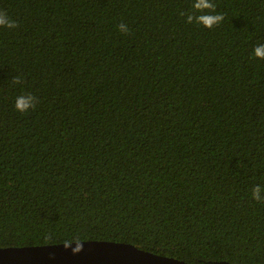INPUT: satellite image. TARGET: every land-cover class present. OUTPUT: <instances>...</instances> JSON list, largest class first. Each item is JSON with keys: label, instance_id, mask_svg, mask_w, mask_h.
I'll use <instances>...</instances> for the list:
<instances>
[{"label": "trees", "instance_id": "1", "mask_svg": "<svg viewBox=\"0 0 264 264\" xmlns=\"http://www.w3.org/2000/svg\"><path fill=\"white\" fill-rule=\"evenodd\" d=\"M212 3L207 29L193 0H0V247L264 264V0Z\"/></svg>", "mask_w": 264, "mask_h": 264}, {"label": "water", "instance_id": "2", "mask_svg": "<svg viewBox=\"0 0 264 264\" xmlns=\"http://www.w3.org/2000/svg\"><path fill=\"white\" fill-rule=\"evenodd\" d=\"M79 245L82 250L73 253ZM68 244V247H65ZM0 264H189L127 242L84 240L0 247Z\"/></svg>", "mask_w": 264, "mask_h": 264}, {"label": "clouds", "instance_id": "3", "mask_svg": "<svg viewBox=\"0 0 264 264\" xmlns=\"http://www.w3.org/2000/svg\"><path fill=\"white\" fill-rule=\"evenodd\" d=\"M192 11L189 13L181 12V16H186L187 23H196L202 25L207 29H213L215 26L221 24L225 17L223 14L216 12V6L212 3V0H193L191 6ZM17 21L13 20L7 12L0 11V28H5L8 30H14L19 28ZM119 31L122 34L127 35L130 32L129 27L121 23L119 26ZM254 58L264 60V44H257L253 50ZM12 82L14 84L23 83L21 77H15ZM38 103L37 97L32 93L21 94L15 99V109L20 113H28L30 110H34ZM252 199L264 203V186L255 185L252 188ZM68 247V244H65ZM82 250V246L79 245L73 249V253H79Z\"/></svg>", "mask_w": 264, "mask_h": 264}]
</instances>
